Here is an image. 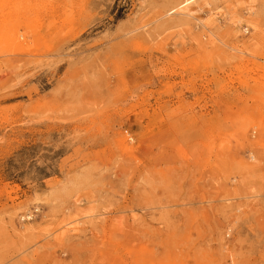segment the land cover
<instances>
[{
	"label": "rangeland",
	"instance_id": "374dc122",
	"mask_svg": "<svg viewBox=\"0 0 264 264\" xmlns=\"http://www.w3.org/2000/svg\"><path fill=\"white\" fill-rule=\"evenodd\" d=\"M254 1L231 29L229 3L203 27L156 21L179 0H0L26 33L0 38V264H264Z\"/></svg>",
	"mask_w": 264,
	"mask_h": 264
},
{
	"label": "bare ground",
	"instance_id": "6f19581e",
	"mask_svg": "<svg viewBox=\"0 0 264 264\" xmlns=\"http://www.w3.org/2000/svg\"><path fill=\"white\" fill-rule=\"evenodd\" d=\"M242 0H179V2H177L175 5H172L170 8L165 9V11L160 15V17L156 20V21H173L175 19H179L181 20V22H185V21H189V20H195L198 23H200L203 27H206L204 22L201 21L200 19H198L195 14L199 11H203L204 9L208 10V14L210 15V17H214L216 14V10L219 9L218 4L224 5L226 3H229L228 6V11L231 12L229 13V16L231 17L230 19V23L229 26H231V29H241V25L243 23V21L241 19H239L236 16V13H233L235 9H238L240 6V2ZM250 2L248 3L249 5L246 8V11L250 14H253V10H254V0H249ZM15 2L17 3H21L22 4L26 3V0H15ZM47 3V1L45 2ZM30 5L27 6V9H29ZM3 13L7 12V16H8V20H10L11 18L14 19L15 21V15L16 13L22 12L23 10L20 8V5H16V4H12V3H7L6 6L1 7L0 9ZM228 15V14H227ZM260 17L261 14H257V16L254 18L253 20V25H255V27L257 28L258 25H260ZM0 19H1V15H0ZM68 23L70 22V20L67 21ZM4 25H0V28H2ZM235 27V28H233ZM145 28H147V26H145ZM34 31H38L37 28H33ZM222 28L219 27V31L217 32L218 34L221 33ZM137 30H140L137 29ZM209 33L211 34V37L215 36L216 33H212L213 32V28H209ZM244 33H248V30H244ZM1 33H4L5 35L2 36L0 35V38L2 37L4 39V41L6 43H10L11 45H18V46H23L26 41H25V36L26 33H22L20 28H16V29H12V28H4ZM227 34H230L231 31H227ZM24 37V38H22ZM119 143H121L122 147L126 150V151H130L133 150V147L130 146L129 143V139L125 136L123 137ZM252 160H255L256 157L252 156L251 157ZM70 196V189H68L67 187H63L61 189H58L56 191H53L48 202H52L51 204L53 206H56V204H61L64 202V200L66 198H68ZM83 201L80 199H77L75 201L76 207H78L80 209L81 205H82ZM41 209L39 205H36L34 207V210H27V215H21L20 220H28L31 221L32 219H34V217L38 216L40 213ZM27 230V228H25Z\"/></svg>",
	"mask_w": 264,
	"mask_h": 264
}]
</instances>
